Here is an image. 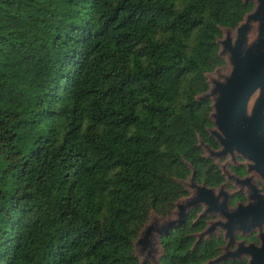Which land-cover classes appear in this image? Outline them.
<instances>
[{
    "label": "trees",
    "instance_id": "trees-1",
    "mask_svg": "<svg viewBox=\"0 0 264 264\" xmlns=\"http://www.w3.org/2000/svg\"><path fill=\"white\" fill-rule=\"evenodd\" d=\"M241 0H0V264H137L150 210L222 177L208 137L203 73L222 63L218 25ZM188 220L161 264H202L219 237ZM198 224V226H196ZM143 264H148L147 262ZM219 264H245L224 260Z\"/></svg>",
    "mask_w": 264,
    "mask_h": 264
},
{
    "label": "water",
    "instance_id": "water-1",
    "mask_svg": "<svg viewBox=\"0 0 264 264\" xmlns=\"http://www.w3.org/2000/svg\"><path fill=\"white\" fill-rule=\"evenodd\" d=\"M254 9L246 13L242 22L235 29L233 39L226 35L219 40L221 49L218 53L226 54L230 69L223 77V82H215L213 92L217 91L219 98L215 102V124L217 131H212L221 144L217 154H233L236 152L249 161L248 169L254 170L260 177H264V134L262 121L264 118V0H255ZM256 22L257 35L247 42L249 23ZM259 95L252 108L251 114L245 110L246 101L254 90ZM249 180L244 178V180ZM243 179H235L236 182ZM195 188L187 203L180 206L178 218L166 224L168 229L183 222L185 208L196 204L204 205L205 213L218 212L224 218L223 222H212L211 228L219 225L225 230L229 243L233 241V230L248 232L255 226L260 228L264 223V197L252 187L255 201L246 204L237 203L235 207L228 208L230 195L215 188L192 184ZM176 224V225H175ZM167 232V230H166ZM209 237V236H208ZM259 244L237 243V249L227 252L229 257L224 260L239 259V252L248 256L246 264H264V234L259 232ZM212 264V263H209Z\"/></svg>",
    "mask_w": 264,
    "mask_h": 264
},
{
    "label": "rangeland",
    "instance_id": "rangeland-1",
    "mask_svg": "<svg viewBox=\"0 0 264 264\" xmlns=\"http://www.w3.org/2000/svg\"><path fill=\"white\" fill-rule=\"evenodd\" d=\"M242 3H251V7L249 10L244 12L241 16V19L234 25V26H222L218 25V31L219 35L215 37L214 43L217 46L216 53L220 51L221 46L219 43V40H222L225 38L226 35H229L231 39L235 36V29L236 27L242 22L243 17L246 13L251 12L256 3L255 0H241ZM249 32L247 34V42L254 39L257 35L256 31V22L249 23ZM218 55V53H217ZM219 58L222 60V63L213 67L209 71H205L203 73L204 83L205 87L197 92L194 93V99H204L208 102V120L209 125L205 128L207 135L209 138H211L215 143L216 147H212L207 143V141L203 140L200 136L196 135V145L200 147L201 155L203 157H206L211 160L212 164L216 165L218 169L220 170V175L222 177V182L218 184V186L215 188V191L219 188H221V191H224L228 195H231L232 192L235 190V188H239L238 184H234V182L231 179V176L236 174V169L233 167L236 164L234 163L237 161L242 160L243 162L249 163L245 158L242 156H239L240 154H217V152L221 149V144L215 137V135L212 134V131L216 132V124H215V102L219 98V94L217 91L213 92L214 84L215 82H223V77L227 75L230 65L227 61L226 54H220L218 55ZM259 95V90L256 89L254 92L249 96V98L246 101L245 110L247 114H251L252 108L254 107L255 101L257 100V97ZM262 132L264 134V118L262 121ZM237 159V160H236ZM185 167L187 169V173L182 177L177 179V181L182 185L183 189L185 190V194L179 198H177L173 202V206L171 210L167 214H157L154 211L150 210L148 212L146 220L141 224L139 229L137 230L133 240H132V254L137 262V264H143L147 262L148 264H161L160 263V256L163 254V245H162V238L164 235H166L170 230L175 228H180L190 217V214L192 211H194L193 216L190 218V223H196L198 222L200 224V221L202 222V225L199 229L192 232L191 238H192V246L200 240L208 239L210 236H216L221 240V244L219 245V252L214 257L207 259L202 264H217L221 259L224 257H229L227 255V252H231V250L234 248V246L240 241L241 235L237 233V231L233 230V241L229 243V239L227 234L223 232L218 227H214L210 229L208 232L207 230L211 228V224L213 220H210L211 217H217L214 213H206L203 214L204 211V205L202 204H196L194 207L191 208H185V216L183 217V222L180 225H176L172 227L171 229H168L166 227V224L169 221L176 220L178 218V211L180 206H183L187 203L188 199L191 197L190 195L193 194L195 191V188L192 186V184L200 185L202 181H197L194 176V170L193 167L189 162H184ZM248 169V168H247ZM253 170H250V175L253 178L254 185L256 186V189L262 188V181L261 178L257 175L256 172H251ZM234 177V176H233ZM235 179H239L237 177H234ZM236 185V186H235ZM264 187V186H263ZM199 206H201L199 208ZM211 215V216H209ZM212 221V222H210ZM198 226V224H196ZM167 230V232H166ZM264 230V227H263ZM255 231H253L254 233ZM209 236V237H208ZM244 237L242 236L241 239ZM244 240V239H243ZM246 258V257H244ZM248 258V257H247Z\"/></svg>",
    "mask_w": 264,
    "mask_h": 264
},
{
    "label": "flooded vegetation",
    "instance_id": "flooded-vegetation-1",
    "mask_svg": "<svg viewBox=\"0 0 264 264\" xmlns=\"http://www.w3.org/2000/svg\"><path fill=\"white\" fill-rule=\"evenodd\" d=\"M235 154L237 155L238 153L235 152ZM239 156H241V155H239ZM234 163L236 165L233 166V167L237 171H236V174H234L233 176L237 177L239 179H243V180H241V182H239V180H238V182H236L235 178L233 176H231L230 180H232L234 182V184H238L239 188H235V190L229 196V198H228V208L235 207L237 203L246 204V203L255 201V199H253V197L249 198V196H251L253 194V191H252L253 188L252 187H254L256 189V186L254 185L252 176L249 174L250 170L247 169L248 168V163L247 162H243L242 160L237 161V162L234 161ZM216 168L218 169L217 166H216ZM218 171H219V173H221L219 169H218ZM253 171H251V172H253ZM257 175L259 176V174H257ZM244 178H248L249 180H246V179L244 180ZM260 178H261V181H262V188H260V189L258 188L257 190H258V193L261 194L264 197V187H263L264 186V177H260ZM202 183H204V182H202ZM205 186L206 187L216 188L218 185L217 186H207V185H205ZM216 192H217V190L216 191L214 190V194H216ZM200 207L201 206H199V208ZM212 213H214V212H212ZM209 216H211V215H209ZM215 216H217V217H211L210 220H213V222H218V221L219 222H223L224 221V218L217 211L215 212ZM210 222H212V221H210ZM214 227H218L223 232H225V230L222 229L219 225H215ZM263 227H264V223L261 225L260 228L255 226L254 228H251L250 231L245 232V233H242L238 229L235 230V231H237V233H239V235H241V238H242V236L244 237L243 238L244 240L240 238L239 242H242L243 245H246L248 243H252L253 245H258L259 242H260L258 234H259V232H262L264 234ZM253 231H255V232L253 233ZM210 237H212V236H210ZM214 237H218V235H216ZM237 248L238 247H237V244H236L234 246V248L231 250V252L235 251ZM244 257H246V258H244ZM247 257L248 256L244 255L242 253V251H240L239 252V259L236 258L234 260L241 261L242 259H244L245 260V264H246L247 259H248Z\"/></svg>",
    "mask_w": 264,
    "mask_h": 264
}]
</instances>
